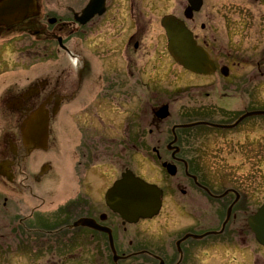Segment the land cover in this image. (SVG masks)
Here are the masks:
<instances>
[{
    "label": "flooded vegetation",
    "instance_id": "flooded-vegetation-1",
    "mask_svg": "<svg viewBox=\"0 0 264 264\" xmlns=\"http://www.w3.org/2000/svg\"><path fill=\"white\" fill-rule=\"evenodd\" d=\"M29 1L0 19V264H264L239 175L263 166L264 0ZM168 16L207 72L171 55ZM45 119L47 146L26 143ZM128 171L161 191L149 216L116 209Z\"/></svg>",
    "mask_w": 264,
    "mask_h": 264
},
{
    "label": "water",
    "instance_id": "water-1",
    "mask_svg": "<svg viewBox=\"0 0 264 264\" xmlns=\"http://www.w3.org/2000/svg\"><path fill=\"white\" fill-rule=\"evenodd\" d=\"M31 6L29 0H6L0 2V19H9L18 22L23 18ZM199 8V5L198 7ZM163 26L168 34V48L171 55L179 64L192 71L207 72V65L210 63L207 52L197 44L192 34L186 29L184 23L179 19L168 16L163 20ZM261 113V112H260ZM261 114H264L262 112ZM24 132L25 142L34 147H45L48 141V119L37 123V120L30 124ZM113 195L124 196L126 204L116 209L126 218H136L151 215L155 208L160 206L161 191L156 185L150 184L144 179L137 177L133 172L128 171L123 179L116 183L109 191ZM258 240L264 244V204L257 215L252 218Z\"/></svg>",
    "mask_w": 264,
    "mask_h": 264
},
{
    "label": "rangeland",
    "instance_id": "rangeland-1",
    "mask_svg": "<svg viewBox=\"0 0 264 264\" xmlns=\"http://www.w3.org/2000/svg\"><path fill=\"white\" fill-rule=\"evenodd\" d=\"M16 57V64H28V63H43L42 60H39L38 59H35L34 61L30 60V59H27L26 57L24 56H15ZM46 63V62H44ZM131 153H129L130 155ZM259 156H261L262 158H259V160H262L263 161V166L261 167H242L239 171V175H243V176H254L256 178H258V185H259V190H260V193H259V201H260V204L262 203V201L264 200V153L260 152L258 153ZM118 155L117 154H114V157H113V163H116L117 160H119V157H117ZM134 156H131L127 161L123 160L122 163H124L125 165L124 166H128L129 168L133 169V170H137V173H145L146 177L148 178H151V179H156V175H153V173H150L149 170H148V173L147 172V163H143L142 161H144L142 159V161H138L136 159H133ZM250 157H246L245 155H243L242 157H240L239 159H249ZM121 160V158H120ZM120 165V163H119ZM3 239H6V238H3Z\"/></svg>",
    "mask_w": 264,
    "mask_h": 264
}]
</instances>
